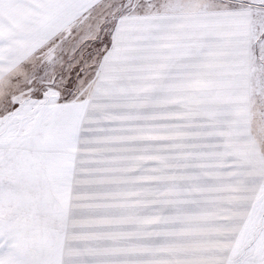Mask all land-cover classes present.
I'll return each instance as SVG.
<instances>
[{"label":"snow or ice","instance_id":"obj_1","mask_svg":"<svg viewBox=\"0 0 264 264\" xmlns=\"http://www.w3.org/2000/svg\"><path fill=\"white\" fill-rule=\"evenodd\" d=\"M0 264H264V0H0Z\"/></svg>","mask_w":264,"mask_h":264}]
</instances>
